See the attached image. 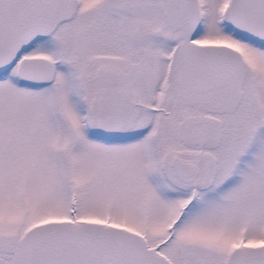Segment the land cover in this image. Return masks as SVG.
I'll return each mask as SVG.
<instances>
[{
	"label": "snow or ice",
	"instance_id": "6c2138e0",
	"mask_svg": "<svg viewBox=\"0 0 264 264\" xmlns=\"http://www.w3.org/2000/svg\"><path fill=\"white\" fill-rule=\"evenodd\" d=\"M0 264H264V0H0Z\"/></svg>",
	"mask_w": 264,
	"mask_h": 264
}]
</instances>
